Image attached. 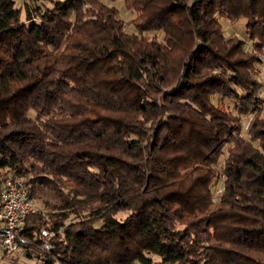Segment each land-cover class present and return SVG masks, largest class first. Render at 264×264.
I'll return each mask as SVG.
<instances>
[{"label":"trees","instance_id":"1","mask_svg":"<svg viewBox=\"0 0 264 264\" xmlns=\"http://www.w3.org/2000/svg\"><path fill=\"white\" fill-rule=\"evenodd\" d=\"M115 1L0 0V186L40 203L22 233L56 232L22 251L264 264V0H121L131 32Z\"/></svg>","mask_w":264,"mask_h":264},{"label":"built area","instance_id":"2","mask_svg":"<svg viewBox=\"0 0 264 264\" xmlns=\"http://www.w3.org/2000/svg\"><path fill=\"white\" fill-rule=\"evenodd\" d=\"M219 190H216L218 193ZM38 209L30 198L27 188L19 181L5 179L0 186V248L11 255L25 247H37L41 251L50 252L56 232L48 228L40 230L41 239L36 244L35 238L22 233L28 215L37 213Z\"/></svg>","mask_w":264,"mask_h":264},{"label":"rangeland","instance_id":"3","mask_svg":"<svg viewBox=\"0 0 264 264\" xmlns=\"http://www.w3.org/2000/svg\"><path fill=\"white\" fill-rule=\"evenodd\" d=\"M15 7L16 8H22L25 3H29L30 0H14ZM50 5V4H47ZM114 7L119 11L120 18L126 22V30L131 32L133 31L132 27L129 25V21L134 18V14H132L130 11H128L123 4L121 0L115 1L112 3ZM22 20H24V13L22 10ZM223 26V31L225 34H235L238 36V38L242 41H245L247 44V48L251 50L252 48V41L247 37V34L245 33V19L240 18L237 22L231 23L227 22L226 20L221 21ZM156 33L153 32H147L145 33L148 37H153ZM158 37L160 36L159 33L157 34ZM263 61L262 64H260V72H259V78L264 82V56L262 57ZM264 95V91L260 93ZM264 108V107H263ZM264 111V109H263ZM247 118H244L243 121V134L246 135V127H247ZM34 203L36 205V208L39 210L40 203L34 200ZM0 264H40V261L34 257H28L24 254L22 250H19L16 253H13L11 255L5 254L2 249L0 248Z\"/></svg>","mask_w":264,"mask_h":264}]
</instances>
